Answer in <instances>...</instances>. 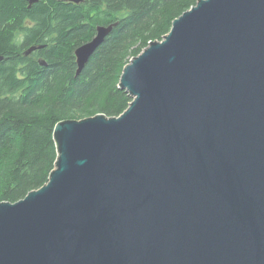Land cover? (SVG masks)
<instances>
[{
  "label": "water",
  "instance_id": "1",
  "mask_svg": "<svg viewBox=\"0 0 264 264\" xmlns=\"http://www.w3.org/2000/svg\"><path fill=\"white\" fill-rule=\"evenodd\" d=\"M118 87L119 116L57 122L47 182L0 202V264H264V0H197Z\"/></svg>",
  "mask_w": 264,
  "mask_h": 264
},
{
  "label": "trees",
  "instance_id": "2",
  "mask_svg": "<svg viewBox=\"0 0 264 264\" xmlns=\"http://www.w3.org/2000/svg\"><path fill=\"white\" fill-rule=\"evenodd\" d=\"M196 2L84 0L27 9L24 0H0V202H16L47 182L57 158V122L97 113L119 116L128 107L132 98L118 87L124 65L161 40ZM24 18L34 24L24 26ZM115 22L75 76V48L92 39L97 25ZM12 29L25 31L24 48H43L17 55Z\"/></svg>",
  "mask_w": 264,
  "mask_h": 264
},
{
  "label": "flooded vegetation",
  "instance_id": "3",
  "mask_svg": "<svg viewBox=\"0 0 264 264\" xmlns=\"http://www.w3.org/2000/svg\"><path fill=\"white\" fill-rule=\"evenodd\" d=\"M25 3H26V8L27 9H31L34 5L36 4H39V3H42V4H45V5H49L50 0L49 2L47 0H37L35 3H32L29 5V2L27 0H24ZM54 3H51L50 5L51 6H55V4L57 3H60V4H64V5H80V4H84L83 2H80V3H75V2H70V1H59V0H52ZM49 5V6H50ZM34 24V21L32 20H28L27 18H24L23 19V25L24 26H29V25H32ZM11 39H13V41L15 40L16 42V47L14 48L13 52L16 53L17 55L20 54L21 56H29L32 52L36 51V50H39V49H36L34 51H32L31 53L25 55V50L28 48H24L23 47V41H24V37H25V31L23 30H19V29H12L11 30ZM44 31V29H41L38 31V33H42ZM43 48V47H42ZM2 59V56H0V60ZM75 59V58H74ZM39 62L40 61H43V60H38Z\"/></svg>",
  "mask_w": 264,
  "mask_h": 264
}]
</instances>
